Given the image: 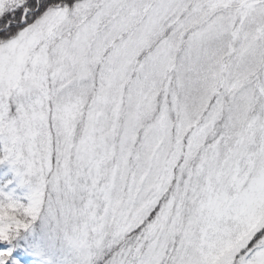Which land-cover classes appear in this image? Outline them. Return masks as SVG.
Segmentation results:
<instances>
[{
    "label": "snow or ice",
    "instance_id": "snow-or-ice-1",
    "mask_svg": "<svg viewBox=\"0 0 264 264\" xmlns=\"http://www.w3.org/2000/svg\"><path fill=\"white\" fill-rule=\"evenodd\" d=\"M0 264H264V0H0Z\"/></svg>",
    "mask_w": 264,
    "mask_h": 264
}]
</instances>
